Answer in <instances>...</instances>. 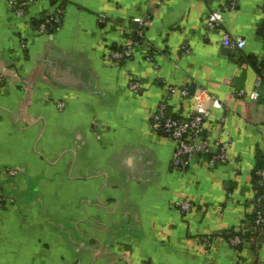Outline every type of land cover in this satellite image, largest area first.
Instances as JSON below:
<instances>
[{"label": "crops", "instance_id": "crops-1", "mask_svg": "<svg viewBox=\"0 0 264 264\" xmlns=\"http://www.w3.org/2000/svg\"><path fill=\"white\" fill-rule=\"evenodd\" d=\"M214 11L224 22L208 31ZM142 31L153 61L145 48L112 65ZM223 33L245 48L225 51ZM0 77V264H264L228 242L251 228L264 160V0H37L23 17L0 0ZM258 81L257 101L237 96ZM169 86L222 103L204 137L232 141L228 164L174 169V141L151 128ZM188 100L170 109L189 115Z\"/></svg>", "mask_w": 264, "mask_h": 264}, {"label": "built area", "instance_id": "built-area-1", "mask_svg": "<svg viewBox=\"0 0 264 264\" xmlns=\"http://www.w3.org/2000/svg\"><path fill=\"white\" fill-rule=\"evenodd\" d=\"M37 0H8V4L11 10L20 17L25 16L28 5L36 2ZM158 3H164L165 0H157ZM237 4L232 3L228 6V9L236 8ZM60 11L58 15L50 17L43 24L40 25L39 30L42 32L50 30L53 26H58L61 23ZM140 27L145 28L144 18H138ZM224 22L222 13L219 11L211 12L205 21V28L208 31L218 29ZM221 44L224 48L230 50H242L246 46V40L240 36L232 37L227 33H223L221 36ZM146 50V56L148 61H153L151 56V48L145 45L143 31L139 35L131 39L125 46L117 50H111L109 54V61L112 65L119 66L122 62L134 58L136 54H139L144 49ZM182 49L184 53H189L188 47L183 45ZM3 82L0 77V83ZM256 89L252 90L249 94L245 90H239L237 96L240 98L248 97L252 101H257L260 97V91L258 86L260 81L256 84ZM167 98L161 104L157 106L156 111L151 117V128L153 132L168 137L175 143V153L173 156V167L175 170L186 171L193 164L194 160L198 156L208 157L206 166L212 168L214 166L226 165L230 162V150L232 148V141L228 140L223 142L220 138H214L213 140H207L204 137V133L207 130L208 122L212 116V108H222V103L212 98V108L206 106L200 101L197 96H190L189 89L186 87L178 88V86L167 87ZM141 85L138 82L130 84V90L133 93L139 92ZM174 97H181L183 99H190L187 102L193 104V112L184 117L178 116L175 119L170 116L171 100ZM60 108L64 107L61 102L58 103ZM264 142V141H263ZM256 176L259 178L258 184L263 188L262 193L255 192L254 196L250 199V213L254 217L255 221H251V228L248 229V234H259L264 236V168L256 171ZM177 207L181 209L185 215L196 210V206L190 199H184L176 202ZM243 233V235H245ZM229 244L235 248L244 246H254L257 251L264 250L263 243H257L253 238L250 242L240 236H234L229 238ZM213 243L212 237L203 239V244L206 247H211Z\"/></svg>", "mask_w": 264, "mask_h": 264}, {"label": "trees", "instance_id": "trees-1", "mask_svg": "<svg viewBox=\"0 0 264 264\" xmlns=\"http://www.w3.org/2000/svg\"><path fill=\"white\" fill-rule=\"evenodd\" d=\"M44 22H39V24H43ZM39 25V26H40ZM170 116H172L173 118L177 119L179 118L173 110L170 109V112H169ZM259 169H262L264 168V160L263 158H261L259 160V166H258ZM258 181H259V178L255 175L254 177V182H253V185H254V190L255 192H258V193H262L263 192V188L258 184ZM251 220L254 222L255 219L254 217L252 216ZM234 236H240V237H243L246 239V241L250 242L252 240V238L257 242V243H263L264 244V236L262 237L261 235L259 234H255L254 236L253 235H250V234H245L243 235L242 233H232L231 236L228 237L231 238V237H234ZM238 250L242 251L243 250V246L242 247H239Z\"/></svg>", "mask_w": 264, "mask_h": 264}, {"label": "water", "instance_id": "water-1", "mask_svg": "<svg viewBox=\"0 0 264 264\" xmlns=\"http://www.w3.org/2000/svg\"><path fill=\"white\" fill-rule=\"evenodd\" d=\"M224 50H225V51H228L227 48H224ZM195 89H196V86L193 85V86L191 87V91H192L191 93H192V94H194V90H195Z\"/></svg>", "mask_w": 264, "mask_h": 264}]
</instances>
